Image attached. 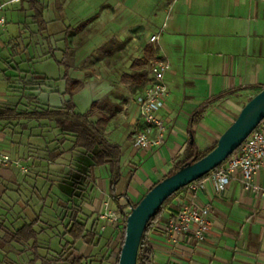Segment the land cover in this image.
<instances>
[{"label":"crops","instance_id":"obj_1","mask_svg":"<svg viewBox=\"0 0 264 264\" xmlns=\"http://www.w3.org/2000/svg\"><path fill=\"white\" fill-rule=\"evenodd\" d=\"M52 1L49 3L53 8ZM67 2L64 0L51 12V17L44 19L48 29H59L60 36L64 37L67 28L71 32L88 28L92 31L90 38L97 37L100 43L92 44L89 55L102 50L106 58L98 63L111 62L109 76L95 84L93 70L77 69L78 60L88 55L75 58L71 66L82 78L80 81L89 87L91 96L97 97L95 100L115 99L116 85L127 87L121 78L130 73V66L137 60L148 61L155 56L169 64L166 76L169 94L159 112L166 130L163 145L152 151L132 147L136 127L132 103L123 106L132 120L129 138L123 139L118 133L122 128L113 121L106 130L109 141L123 151L122 169L126 174L124 177L121 174L124 186L118 194L126 195L133 203L167 175L186 153L191 133L199 150L205 136L215 142L221 133L216 137L211 133L216 129L202 126L208 114L215 113L229 126L234 120L232 116L236 117L244 104L264 88V0H101L100 6L103 3L106 9L98 14L94 9L84 13L72 9L67 13L64 11ZM68 17L73 20L72 25L64 29L60 19ZM160 31L163 35L157 43L150 44L149 38ZM107 49L109 53L105 52ZM148 49L152 50L150 54L146 53ZM129 95L128 90V99ZM140 153L151 154L158 164L144 172L141 179L137 178L140 165L135 163V159L142 160ZM200 182L204 188L191 201L196 206L208 203L211 226L205 241L198 242L190 235L168 237L160 230L180 207L181 192L153 222L148 233L152 264H264V197L244 192L239 176L229 182L223 195L216 193L208 178ZM254 183L264 188V171L258 173ZM107 187L108 183L105 187L96 178L93 188L102 194L103 200L108 199ZM124 200L125 197L121 198L120 206ZM101 204L93 201L87 206L91 222ZM108 239L111 242L107 248L113 251L111 257L101 261L104 254L100 253L92 259L94 264L114 263L118 244L113 241L112 230Z\"/></svg>","mask_w":264,"mask_h":264},{"label":"rangeland","instance_id":"obj_2","mask_svg":"<svg viewBox=\"0 0 264 264\" xmlns=\"http://www.w3.org/2000/svg\"><path fill=\"white\" fill-rule=\"evenodd\" d=\"M9 1L0 0V4ZM100 1L68 0L67 6H64V11L70 13L74 9V11L84 13L89 9H94V12L98 14L106 9L103 3L100 6ZM49 2L50 0L42 1L46 10L45 19L48 18L47 16L51 17V12L58 5H62L64 0L52 1V3H55L53 8ZM3 15L6 24L4 27H0V104L3 105L0 106V110L2 111L7 105L17 101V93L14 90L20 91V78L24 76V73L45 79L38 102L33 107L59 106L63 99H66L61 95L64 90V83L61 80L63 69L57 64L62 58L60 51L63 50L61 39L63 35L60 36L59 31H57L59 29L51 27L47 30V33L37 35V28L32 19L33 14L27 9V4L24 1L9 3L3 8ZM54 17L57 18V14ZM68 19H60V23L63 22L62 27L64 26V29L72 25L71 21L73 20ZM91 33L92 31L88 28H83L69 34V45L72 47L71 51H73L70 64L74 65L75 58L78 59L83 55H88L85 59L81 57L76 67L83 71H87L88 67L93 70L94 79H92V83L96 84L109 76L111 72L109 63L111 62L98 63L99 60L106 58L102 50H98L96 53L92 52L89 55L92 44L100 43L97 37L90 38ZM162 35L159 33V38ZM46 37L48 38L45 39ZM89 38L90 40H88ZM47 47L57 48V51H53V58L45 54ZM74 51H76L75 54ZM69 75L74 79L81 78L74 68H70ZM88 75V73H85L84 76L88 77ZM4 76L8 77L7 82ZM21 86L23 87V84ZM115 90L117 91V97L111 99L110 102L121 106V110L113 117L112 121L122 128L118 133L121 136L123 135V139L129 138L127 134L132 128V120L128 111H123V106H128L131 103L126 96L128 88L123 85H116ZM96 98V96H91L89 87L85 85L83 90L75 95L73 99L76 111L78 113L85 112L91 101ZM100 100H103V98ZM234 118L236 117L232 116V119ZM48 124V121L30 122L27 129L22 130L15 123L0 122V225L13 232L30 223L37 216L39 222L34 230L38 234L39 256L43 261L60 256L62 244L70 242L68 236H62L67 225L68 210L66 208L69 209L73 205H79L82 214L79 216L78 221L86 223L89 227L91 220L86 218L90 215L87 206L91 205L93 201H97L99 205L103 201L102 194H98L97 190L90 184L85 187L81 186L80 177L86 173L87 168L84 157L72 154L70 157L64 155L54 163L46 161L45 154L54 149V145L51 143L52 140L59 136L58 130L46 127ZM202 126L208 130L216 129V131L211 132L216 137L219 132L222 133L228 127L215 113L208 114L202 122ZM219 128H222L223 131ZM204 139L205 141L200 143L201 149L214 143L213 139L208 136H205ZM67 144L66 142L63 149ZM38 146L41 148L39 149ZM139 155L142 160L135 159V163L138 166L140 165L137 178L141 179L144 172L148 173L151 168L158 167V164H155L151 154L140 153ZM185 155L186 153L179 160H182ZM4 156L8 158L7 163L1 162ZM121 159L123 161L124 157L122 156ZM122 161L120 173L124 177L126 171L122 169ZM15 162L18 166L14 165ZM21 168L26 171L22 172ZM62 168H65L68 175ZM109 173L110 169L107 166L94 169V176L99 182H104L105 187L108 183ZM72 177L76 180H72ZM132 185L134 186L136 183L133 182ZM123 186L124 182L120 181L117 191L120 192ZM129 196L132 197L130 193ZM99 228L100 223L95 225V230L99 236L98 244L91 246L77 243L75 246L80 253L90 257L89 260L100 253H104L108 243L111 242L108 241L111 229L107 228L104 233H100ZM121 239L122 236L119 241ZM118 245L115 247L116 255H114L113 264L116 261ZM112 252H110V255ZM104 257H107V255L104 254ZM30 259L31 253L27 251L25 246L14 242L2 245L0 240V264H30ZM36 264H41V261Z\"/></svg>","mask_w":264,"mask_h":264},{"label":"trees","instance_id":"obj_3","mask_svg":"<svg viewBox=\"0 0 264 264\" xmlns=\"http://www.w3.org/2000/svg\"><path fill=\"white\" fill-rule=\"evenodd\" d=\"M23 1L27 4V9L33 14V23L37 28L36 34L41 35L43 33H47V22L44 19L45 7L43 6L42 1L21 0L19 3ZM70 33V29L67 28L62 40L64 48L60 51L62 58L57 63L63 69L61 80L64 83V90L61 95L66 99H63L59 106L46 105L43 106V108L33 107L38 102V97L41 94V87L44 85L45 79L36 75L30 76L29 74L26 75L24 73V76L20 78V91L14 90L17 93V101L7 105V107L2 111L0 110V122H5L6 124L15 123V125L20 127L22 130H26L30 122L39 123L41 121H48L49 124L46 125V127L52 130H58L59 136H56L55 139L52 140L51 143L54 145V149L52 151H48L45 154L46 161L48 163H54L64 155L66 157H70L72 154L84 157L86 159L85 163L87 168L86 173L80 177L81 186L83 187L88 184L93 187L96 180L94 176L95 168L104 166L109 167L110 173L108 177L107 190L108 200L111 207L114 210L121 211L122 206L119 205V201L121 198L125 197L126 203L131 208H134L141 198L154 185L134 203L131 202L126 195L120 196L118 194L117 186L121 178L120 164L123 151L119 145L109 141L106 135V130L113 117L121 110V106L112 104L109 99L104 98L103 100H95L91 102L88 109L83 113H78L76 111V106L73 99L75 95L83 90L85 83L83 81L76 80L69 75V70L72 66V64H70V58L73 52L69 47ZM47 38L48 37L45 39ZM53 51H57V49H54L53 47H47L45 54L53 58ZM105 52L109 53L110 50L107 49ZM151 52L152 50L150 49L146 50V53L148 54ZM4 78L7 82L8 77L4 76ZM121 82L127 86L131 95L134 96L141 93L147 86L148 82L147 58L133 62L130 66V73L123 75ZM22 84L23 87L21 86ZM13 85L15 86V84ZM21 89L25 90L22 91ZM193 123H196L195 119ZM190 136L193 138L192 133ZM66 142L68 144L64 147L65 149H63V146ZM215 145L216 141L206 148L199 150L195 146L194 141L191 144L189 141L185 157L182 160L177 161L170 172L162 179L177 172L186 164L198 161L211 150H213ZM38 147L39 149L41 148L40 146ZM237 151L238 150H236L232 155L236 154ZM62 169H64L63 171L65 172V168ZM208 175L209 174L204 175L196 182L206 179ZM71 179L74 181L76 180L73 179V177ZM185 190L186 187L169 197L156 211L154 217L149 221L141 238L136 264H152V250L148 242V233L151 230L152 224L162 214L166 206L172 202L173 198ZM66 210H68V215L66 216L67 225L65 226V231L62 236H68L70 242H64L62 244L60 256L44 261L41 260L39 256L40 246L38 243V234L34 230L35 226L39 222V218L37 216L31 220L30 223L21 226L13 232L9 231L5 226L0 225L1 244L5 245L14 242L25 246L27 251H30L31 253L30 264H36L39 261H41V264L93 263L94 261L92 259L89 260L90 257L80 253L75 246L77 243L91 246L98 244L99 236L95 230V225L100 222L98 221L97 217L92 220L89 227L86 223L79 222L78 218L82 214L81 207L79 205H73L69 209L66 208ZM86 218L87 220H91L92 215L90 214L86 216ZM124 232L125 220L123 221L122 239L118 245L115 264L118 262L119 252L124 239ZM110 252L112 251L106 248L103 254H106L107 257H104L103 255L101 261L107 260Z\"/></svg>","mask_w":264,"mask_h":264},{"label":"built area","instance_id":"obj_4","mask_svg":"<svg viewBox=\"0 0 264 264\" xmlns=\"http://www.w3.org/2000/svg\"><path fill=\"white\" fill-rule=\"evenodd\" d=\"M21 0H11L8 3H19ZM0 4V27H4L6 19L3 8L8 4ZM161 33V31L159 32ZM159 33L149 38L154 45L159 40ZM169 71L168 62L161 57H152L147 61L148 82L143 91L137 95H129L134 105V118L136 127L132 135V147L135 150L152 151L159 149L164 143L165 127L159 112L165 106L169 88L166 76ZM221 165L212 170L208 180L215 188L216 193L223 195L229 182L239 176L241 188L244 192H252L264 197V188L254 183L258 173L264 171V120L250 133L246 140ZM1 162L7 163L8 158L2 157ZM15 166L18 164L15 162ZM22 172L26 170L21 168ZM203 184L194 182L183 191V198L178 210L165 221L160 230L168 237L190 235L194 240L203 242L209 232L211 219L208 203L196 206L191 199L196 192L203 189ZM131 207L124 200L121 211L114 210L108 199L103 200L101 209L97 214L100 222L99 232L104 233L107 228L112 230L117 244L120 242L123 221L129 215Z\"/></svg>","mask_w":264,"mask_h":264},{"label":"water","instance_id":"obj_5","mask_svg":"<svg viewBox=\"0 0 264 264\" xmlns=\"http://www.w3.org/2000/svg\"><path fill=\"white\" fill-rule=\"evenodd\" d=\"M264 120V88L253 95L239 110L236 118L217 138L216 145L196 162L181 167L165 177L131 208L125 220V232L117 264H136L142 235L149 221L163 203L179 190L209 174L230 157L250 133ZM193 138H190V144Z\"/></svg>","mask_w":264,"mask_h":264}]
</instances>
